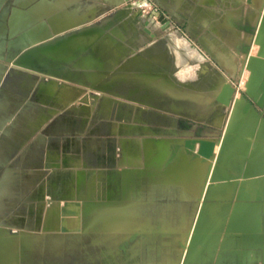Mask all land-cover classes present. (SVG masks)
I'll return each mask as SVG.
<instances>
[{"label":"rangeland","instance_id":"1","mask_svg":"<svg viewBox=\"0 0 264 264\" xmlns=\"http://www.w3.org/2000/svg\"><path fill=\"white\" fill-rule=\"evenodd\" d=\"M204 1L207 2V0ZM215 1L222 5L221 18L217 19L193 12V10L202 8L197 0H186L185 3L188 4L186 8L191 11L178 13L172 10L178 8L173 0H131L115 10L101 14L94 23L85 22L82 25L83 28L91 24H101L104 20L114 19L111 26L106 29V34L111 36L115 42L114 57L116 60L114 59L112 67H110L111 60L106 61L102 58L101 67L96 69L77 66L78 60L80 62L82 58L96 57L97 54H93L92 46L83 51L79 50L77 58L70 62L27 52L35 46L41 47L45 43L54 41L56 37L64 38L71 32H80L81 28L74 30L52 28L50 36L45 39H43L45 36H42L43 30L38 29L35 32L37 34L40 32L38 34L40 37L37 36L36 40L28 37L30 30L15 29V54H13L15 62L3 59V65H6L10 71L8 75L0 78V86L5 91L15 90V133L27 136L28 131L33 129L30 123L33 124L34 121L29 120L28 108L31 110L30 116L35 117L36 122L39 121L36 124L37 131L43 124V116L47 117L65 109L83 108L88 101L91 102L89 105L91 104L94 108L99 106L101 112L108 110L114 116L117 126L120 127L119 134L123 133L122 122L124 118L128 119L127 115L130 111L132 127H134L132 132L138 131L137 128L141 126V122H146L147 119L149 125H155V123H150L153 112L174 114L180 120V127L188 130V133H194L196 137L214 139L217 142L214 154L210 159L197 155L199 143L192 144L194 148L192 152L185 148L187 139L165 140L162 141L165 145L163 147L158 145V142L147 141L145 147L149 154V166L163 169L169 181L175 178L179 180L174 181L177 184H190L191 182L196 184L194 180H197L196 198L203 195L207 184L212 185L210 197H214L215 193L220 190L232 196L235 193L236 184L253 187L255 192L264 194V120H262L264 119V108L255 103L256 96L259 94V83L264 77V59L258 56L260 46L264 44V0ZM27 2L28 0H0V22L13 20L17 12L26 8ZM21 15L23 18L26 14ZM119 15L121 17L117 19L116 16ZM161 18H164L165 24L161 22ZM218 19L226 21V25L224 24L220 30L222 37L226 38L223 40L212 35V41L206 44L202 38L195 39L185 29L188 24L186 21L211 20L214 22ZM145 28L150 33L146 32ZM8 31L2 38L3 40H0V46H2L0 53H9L8 47L5 49L3 46L4 43L8 46L13 39L10 35L11 30L8 29ZM98 39L95 41L100 42L101 38ZM180 41H186L187 48L183 47ZM225 41L237 55L231 54L229 48H227L228 52H222L220 51L221 46L215 45L221 42L227 47ZM115 46L124 54L120 50L121 54L117 52ZM225 47L222 46L221 49L225 51ZM109 55L107 53L104 57ZM134 58L142 60L136 66L129 67ZM234 71H237L236 75L230 79L227 74H232ZM228 83L236 89L234 99L237 98V103L235 109L233 106L228 109L226 121L220 125L227 107L218 103L216 99L223 86ZM77 90H82V94L76 98V102L74 101V107H68L70 105V103L67 104L68 98ZM80 96L84 98L83 102L80 101L83 100V98L79 99ZM146 99L154 105L144 102ZM246 102L253 106V111L247 115L242 112ZM141 111H147L148 114L142 116ZM237 123L239 124L235 125ZM144 131L155 132L151 128L144 129ZM163 132L172 133L171 131ZM237 138L239 141L236 140ZM253 141L254 146H252ZM28 142L25 140L19 150L26 152L29 148ZM33 143L30 144L31 147ZM162 148L164 150L167 148L168 153L165 151L163 153ZM251 148H256V151L249 153ZM157 149L162 151V155L157 158L151 157V153L154 154ZM181 150L183 153L177 158L174 155L175 151ZM17 153H19L18 150ZM239 153L240 155L237 156ZM164 154H166L165 157H163ZM188 156H191L193 161H189ZM26 158V156H17L16 159L22 161ZM2 175L3 172H0V179ZM252 195L264 198L263 195L257 193ZM27 197L25 193V198L15 203V211L21 212V220L15 222V231L0 228V235L8 233L15 236L21 233V230L30 232H28V241H31L33 246L30 248L24 246L23 258L17 264L90 262L89 254L82 252L81 249L83 244H91V237L78 240V236L74 233L73 239L60 241V245L57 244L54 247L50 246V236L39 238L34 242L35 235L42 237L46 233L42 231L44 209L47 206L39 204L41 199H38L34 205H28ZM247 199H250L249 195ZM208 208L209 206L203 205L205 212ZM210 208L213 213L220 210L219 206ZM115 221L118 220L115 219ZM119 221L121 222L120 219ZM111 222L113 225L114 220ZM121 223L124 224L122 229L108 230L110 233L116 232L113 233L116 236L115 239L119 238L116 234L140 232L139 225L135 226L131 223L130 227L127 222L122 221ZM195 223L197 224L198 220ZM221 223L220 218L215 217L211 228H219ZM251 223L253 222L247 224ZM56 224L57 227L48 226L46 230L58 232V221ZM236 224L231 227L232 230H236ZM254 224L257 225L258 222ZM193 228L194 225H192ZM202 231L204 228L200 221L196 226L195 236L190 233L180 241L182 248L186 249L188 242L190 244L192 240H196ZM136 239L137 237H132L131 242L134 243ZM0 244V264H15L17 259L9 257L12 253H7L4 250V244Z\"/></svg>","mask_w":264,"mask_h":264},{"label":"crops","instance_id":"2","mask_svg":"<svg viewBox=\"0 0 264 264\" xmlns=\"http://www.w3.org/2000/svg\"><path fill=\"white\" fill-rule=\"evenodd\" d=\"M130 1L28 0L26 8L17 12L13 20L0 22V40L8 29L13 38L8 46L3 44L9 53H0V78L10 71L3 65V59L15 62V29L30 30L28 37L33 40L40 33L35 30H43L45 39L50 36L52 28L78 29L85 22L94 23L101 14ZM185 1L173 0L178 8L172 10L177 13L191 11L186 8ZM197 1L202 8L192 9L193 12L215 19L222 15V5L215 0ZM24 13L26 15L21 18ZM223 19L186 21L185 29L206 44L212 41V35L223 40L220 32L226 25ZM225 43L227 47L221 42L215 45L225 47V51L220 47L222 52L230 49L231 54L237 55L228 42ZM236 72L227 76L233 79ZM28 110L29 120L34 121L30 123L33 131H28L27 136L15 133V90L5 91L0 86V172H3L0 179V228L15 231V222L21 220V212L15 211V203L21 202L26 193L28 205L41 199L39 204L47 206L42 231L46 236L75 233L78 240L91 237V244H83L81 249L89 254L90 262L81 264H264V198L252 195L264 196L263 193L236 184L232 196L220 190L210 197L212 185L207 184L203 195L196 198L197 184H177L175 182L179 180L169 181L163 169L149 166L147 141L212 138L196 137L180 127V120L174 114L157 112H153L150 122L155 125H149L147 119L141 122L138 131L132 132L130 111L128 119L124 118L122 122L123 133L119 134L120 127L114 116L108 110L101 112L99 106L94 108L92 105L45 115L37 131L39 121L36 122ZM227 114L228 109L220 125L226 121ZM147 128L155 132L147 133L144 131ZM25 140L29 141V148L23 152L19 149ZM17 150L19 153L16 154ZM255 151L256 148H251L249 153ZM181 153L182 150L175 151L174 155L178 158ZM151 155L157 158L162 151L157 149ZM17 156L27 158L21 161L16 159ZM188 158L193 161L191 156ZM203 205L209 206L206 212ZM214 206H220V210L213 213L210 207ZM116 216L129 225H139L140 232L118 234L119 238L115 239L116 236L104 226ZM215 217L222 223L219 228L211 230ZM48 220V226L53 227L58 226V221V232L46 230ZM197 220L198 223L201 221L204 231L183 249L180 241L190 233L195 236L198 223L194 222ZM250 222L253 223L247 224ZM235 223L236 230H232ZM132 237H137L134 243Z\"/></svg>","mask_w":264,"mask_h":264},{"label":"bare ground","instance_id":"3","mask_svg":"<svg viewBox=\"0 0 264 264\" xmlns=\"http://www.w3.org/2000/svg\"><path fill=\"white\" fill-rule=\"evenodd\" d=\"M126 12V11H125ZM121 17V15L119 16H116V18ZM115 18V19H116ZM118 19V18H117ZM113 18L111 20H104V22H102L101 24H95V25H90V26H87V27H80V32H71L67 35H65L64 38H56L54 41H50L48 42L47 44L45 43L44 45H42L41 47H35L34 49H31L28 54H32V53H36V54H40V55H47V57H51L52 59H64V60H67V62L70 60H74L75 58H77V55H78V51L79 50H86L87 47H90L92 46L93 47V54H97L95 58H93L92 56L88 57V58H82V60H78V64L77 66L79 67H92L94 69L96 68H99L101 67V58L102 60L103 59H106V61L109 59L111 60V66L113 65V62H114V54H115V50H114V41L112 39L111 36L107 35L106 34V29L107 27L111 26L112 22H113ZM116 21V20H115ZM104 37H101L103 36ZM100 39V42L99 41H95L97 39ZM98 39V40H99ZM95 43V44H94ZM180 44L183 45V47L186 46V41H180ZM116 50H118L117 52H119V48L117 46H115ZM121 51V50H120ZM78 52V53H77ZM122 52V51H121ZM121 52H119L121 54ZM81 53V52H80ZM109 53L110 55L108 57H104L105 54ZM117 53V54H119ZM124 54V52H122ZM124 56V55H122ZM121 56V57H122ZM120 57V58H121ZM50 58V59H51ZM81 58V57H80ZM117 59H118V56H117ZM63 60V61H64ZM116 60V59H115ZM142 60V59H138V58H134L131 60V63L129 64V67L131 66H136L137 63H139V61ZM59 61V60H58ZM62 61V62H63ZM76 65V64H75ZM207 65V64H205ZM209 67V65H208ZM207 67V68H208ZM210 70H212L211 67H209ZM208 69V70H209ZM213 72V71H212ZM221 76H219L220 78ZM218 78V77H217ZM114 79V78H113ZM107 85V83H106ZM82 90H77L75 92L74 95H72L70 98H68L67 100V104L70 103V105L68 107H71L73 105H75V100L76 98L82 94L81 93ZM61 95V94H60ZM59 97V95H58ZM89 97V96H88ZM87 97V98H88ZM83 97L80 96L79 99H82ZM90 99V98H89ZM96 99V98H95ZM108 100V99H107ZM151 100V99H150ZM75 101V102H74ZM80 101H84V98L83 100H80ZM87 102V101H86ZM89 102H87L86 105H89ZM144 102L146 103H150V104H153V102L149 101L148 99H146ZM66 103V102H65ZM65 103L64 106H65ZM91 103V102H90ZM109 104V103H108ZM182 104V102H181ZM91 106V104H90ZM156 106V104H155ZM67 107V106H66ZM74 107V106H73ZM188 111V110H187ZM191 113V112H190ZM141 114L142 116H145L147 113V111H141ZM151 143V142H150ZM158 145L160 146H165L164 143L162 141L158 142ZM150 147V145H148ZM163 149V148H162ZM199 149V148H198ZM167 148H165V150L163 149V153L165 151V153H168L167 151ZM161 151V150H160ZM166 154L163 155V157H165ZM168 157V156H167ZM161 164V163H160ZM252 164V163H251ZM181 171V170H180ZM184 174V173H183ZM194 174V173H193ZM180 175V174H178ZM206 175V174H205ZM170 176V175H169ZM181 176V175H180ZM175 177V176H174ZM171 179V178H170ZM173 180V179H172ZM182 181V179H181ZM188 181V180H187ZM194 182H196L197 184V180ZM230 189V188H228ZM94 205V204H93ZM89 206V205H88ZM220 207V206H219ZM84 209V207H83ZM85 211V210H84ZM80 212V211H79ZM86 212V211H85ZM50 214V213H49ZM62 216V215H61ZM63 217V216H62ZM91 217V216H90ZM49 218H50V215H49ZM91 219V218H90ZM115 219H117L118 221H115ZM114 219V222H113V225L111 224L112 222H105V230L108 231L109 229H115V230H119V229H122L124 227V224H122V220L121 222L119 221V218H115ZM113 221V220H112ZM94 222V221H93ZM86 223V222H85ZM92 223V222H91ZM110 223V225H109ZM125 223V222H124ZM217 223V222H216ZM48 224H49V221H48ZM89 224V223H88ZM102 224V223H101ZM89 226V225H88ZM91 226V225H90ZM128 226V225H127ZM131 227V225H130ZM129 227V228H130ZM212 227V226H211ZM89 228V227H88ZM91 228V227H90ZM134 229V227L132 228ZM212 229V228H211ZM86 230V228H85ZM146 230V229H145ZM128 232V231H127ZM132 232V231H130ZM69 233V232H68ZM113 233H116V232H113ZM126 233V232H125ZM124 233V234H125ZM137 233V232H136ZM28 235L29 233H26V232H21L19 233L18 235H15L13 236L12 234H8V233H5L3 235H0V243H3L4 244V250L7 252V253H12V256H9L11 257L12 259L15 260V258L17 259V261H15V264L18 263V261L22 260L23 258V249H24V246L26 245L27 248H30L33 246V243H31V241H28ZM118 235V234H116ZM46 236V234L44 233L43 236H34V242H36V240L39 238H44ZM74 235L72 234L71 236H66L64 234H57L55 236H50L51 237V240H50V246L51 247H54L55 245L59 244L60 245V241H64L66 239L68 240H71L73 239ZM98 240V239H97ZM96 241V239H95ZM100 242V241H99ZM96 243V242H95ZM1 246V244H0ZM33 249V248H31ZM30 249V250H31ZM117 249V248H116ZM3 250V251H4ZM4 251V252H5ZM101 252V251H100ZM102 254V252H101ZM136 255V254H135ZM105 256V255H104ZM12 263V262H11Z\"/></svg>","mask_w":264,"mask_h":264},{"label":"water","instance_id":"4","mask_svg":"<svg viewBox=\"0 0 264 264\" xmlns=\"http://www.w3.org/2000/svg\"><path fill=\"white\" fill-rule=\"evenodd\" d=\"M161 22L163 24L166 23L164 18H161ZM145 31L150 33L147 28H145ZM258 56L259 58L264 59V44H261L258 52ZM235 94H236V89L230 83L225 84L221 90V93L217 97L216 101L226 106L227 109H229L231 106H233L235 109L237 103V98L234 99ZM255 103L259 107L264 108V77L261 79L259 83V94L256 96ZM251 111H253L252 104L246 102V105L242 109V112L247 115ZM194 143H199V149L197 150L196 154L206 159H210L213 156L215 147L217 145V142L212 139H187L185 142V148L194 152V148L192 146V144Z\"/></svg>","mask_w":264,"mask_h":264}]
</instances>
